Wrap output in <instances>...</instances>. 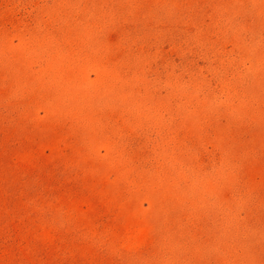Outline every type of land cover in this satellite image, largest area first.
I'll return each mask as SVG.
<instances>
[{"label":"rangeland","instance_id":"obj_1","mask_svg":"<svg viewBox=\"0 0 264 264\" xmlns=\"http://www.w3.org/2000/svg\"><path fill=\"white\" fill-rule=\"evenodd\" d=\"M0 264H264V0H0Z\"/></svg>","mask_w":264,"mask_h":264}]
</instances>
